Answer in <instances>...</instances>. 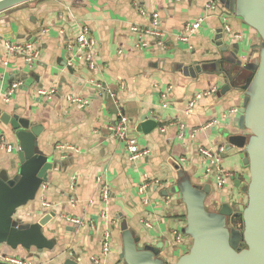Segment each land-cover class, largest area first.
Segmentation results:
<instances>
[{
    "label": "crops",
    "instance_id": "obj_1",
    "mask_svg": "<svg viewBox=\"0 0 264 264\" xmlns=\"http://www.w3.org/2000/svg\"><path fill=\"white\" fill-rule=\"evenodd\" d=\"M207 1L30 0L0 11V113L19 114L42 125L38 149L54 163L36 198L18 208L15 217L31 223L55 213L42 226L53 240L52 248L38 252L4 244L1 251L35 264H65L69 258L75 264H93L92 257L100 264H124L121 232L127 227L140 245L161 244L158 255L174 263L191 244L181 233L186 209L179 194H163L180 172L196 185L212 181L207 209L238 196L242 200L236 190L230 198L233 182L216 188L215 177L206 172L209 159L200 148L215 153L222 146V167L236 177L246 173L242 150L228 148L229 136L247 134L236 121L243 92H221L226 78L218 61L236 51L237 59L246 63L261 39L223 1L209 0L215 8L206 11ZM153 14L165 45H157L149 35L142 37L147 45H139L131 27L148 28ZM198 17H205L201 25L188 42L181 41L184 25ZM225 25L230 33L222 30ZM83 26L95 41L94 69L75 58L74 41ZM6 42L31 43L37 59L29 64L21 55L9 54ZM15 83L18 87L12 88ZM41 89L52 90L50 98L41 95ZM68 96L88 103L80 107ZM119 113L127 117L129 134L148 150L146 155L131 160L125 143L111 134L109 127ZM143 116L155 126L144 131ZM0 143L15 146L11 152L0 146V170L13 175L17 143L11 125L1 120ZM62 144L77 151L58 148ZM105 187L109 196L103 200ZM174 231L181 242L174 241ZM106 233L109 249L103 254Z\"/></svg>",
    "mask_w": 264,
    "mask_h": 264
},
{
    "label": "water",
    "instance_id": "obj_2",
    "mask_svg": "<svg viewBox=\"0 0 264 264\" xmlns=\"http://www.w3.org/2000/svg\"><path fill=\"white\" fill-rule=\"evenodd\" d=\"M27 1L30 0H0V11ZM221 1L261 39L259 48L246 63L237 59L236 51L224 54L218 61L226 78L221 92L231 88L243 92L236 121L238 128L247 134L229 136L228 148L234 146L242 150V162L247 167L249 179L241 193V203L238 197L210 210L205 205L210 185L193 184L189 176L179 173L175 185L164 190L163 194H179L186 209L181 232L191 238V244L173 264H264V0ZM221 49L226 53L228 46ZM225 64L231 66L226 67ZM244 71L248 74L245 75ZM0 120L9 123L14 132L18 164L13 175L8 169L0 170V245L6 244L11 249L21 246L26 250L33 247L38 252L50 249L53 240L44 235L42 226L55 215L54 212L31 223L15 217L18 208L34 199L47 180V171L54 165L38 149L37 137L43 126L7 112L0 113ZM142 120L144 131L155 126L152 119L143 116ZM15 163L13 161L10 165ZM232 182L239 188L242 180L234 176ZM139 241L140 238L130 229L122 227L120 259L124 264H169L158 255L161 244L140 245ZM0 264L9 263L0 261ZM65 264L75 262L69 258Z\"/></svg>",
    "mask_w": 264,
    "mask_h": 264
},
{
    "label": "built area",
    "instance_id": "obj_3",
    "mask_svg": "<svg viewBox=\"0 0 264 264\" xmlns=\"http://www.w3.org/2000/svg\"><path fill=\"white\" fill-rule=\"evenodd\" d=\"M206 11L214 9V3L211 1H207L205 4ZM205 17H198L194 22L187 23L184 25L181 33L179 35V39L181 41L188 42V36L196 31V29L201 25L202 20ZM131 30L138 34L139 45L146 46L147 42L142 41L143 35H149L154 38L156 44L159 46H164L165 42L163 40V33L159 28V20L157 14H153L150 20V26L146 29H141L139 26L134 25L131 27ZM225 32L230 33L231 29L228 25H225L222 29ZM240 37L239 35H234V38ZM74 45L76 47V54L75 58L79 61H83L90 69H94L96 65V50H95V41L91 38L88 34L87 27H81L78 36L75 38ZM5 48L9 54H18L24 57V60L31 64L33 63L38 57V51L33 48V45L29 42L25 43H5ZM2 62V57H0V63ZM68 64H71L69 61ZM97 87H101L100 83H97ZM18 84L15 83L12 85V88H17ZM12 90V89H11ZM39 93L43 96L49 97L52 90L41 89ZM113 94L111 93V96ZM197 97H200L197 95ZM67 99L72 102L78 104L80 107H85L88 103L86 99H82L79 96H68ZM194 103H190L187 111L190 112L192 110ZM238 109H232L231 112H237ZM111 130V134L113 137L117 138L118 140L125 143V147L130 153L129 158L131 160L136 159L138 157H142L148 153L147 149H141L137 143V140L134 136L129 134V124L128 119L125 115L119 113L118 118L116 121L109 127ZM1 148L5 149L7 152L13 151L15 146L9 143H0ZM58 148L66 149V150H73L77 151V149L70 145H59ZM224 152V148L221 146L217 152H212L206 148H200V153L209 159V165L207 167V173H212L215 177V186L217 189L221 190L225 186L229 185L232 182V177L234 175L227 171L221 165V154ZM64 157V156H63ZM101 196L103 200H106L109 196V189L107 187L103 188L101 192ZM43 205H45L43 203ZM71 221L75 224L80 223L79 219L73 218ZM148 224V223H147ZM174 241L176 243L181 242V236L179 235L178 231H174ZM109 234L106 233L104 236V244H103V254H106L109 249ZM0 261L11 263V264H35L32 260L24 257L14 256L7 254L0 250ZM93 264H100V260L97 257H92Z\"/></svg>",
    "mask_w": 264,
    "mask_h": 264
},
{
    "label": "rangeland",
    "instance_id": "obj_4",
    "mask_svg": "<svg viewBox=\"0 0 264 264\" xmlns=\"http://www.w3.org/2000/svg\"><path fill=\"white\" fill-rule=\"evenodd\" d=\"M238 60H240V59H238ZM245 75L246 74H248V71H244L243 72ZM245 166V165H244ZM245 169H246V173L245 174H237V177H240L241 178V180H242V183H241V185L239 186V188H236L235 186L234 187H232V188H230V189H232L231 191H230V194H231V196H230V198H232V194H233V192L236 190V191H238V192H240V194L242 193V191L246 188V185H247V182H248V179H249V177H248V170H247V167L245 166ZM233 173H234V171H233ZM235 174V173H234ZM186 176H188L187 174H186ZM208 184H212V181H208ZM210 195V193H206V196H207V198H208V196ZM239 197V196H238ZM36 198V196L34 197V199ZM207 198L205 199V201H207ZM34 199H32V200H34ZM31 200V201H32ZM231 202V201H230ZM229 202V203H230ZM207 205V204H206ZM182 233V235H184V236H188V235H185L184 233H183V231L181 232ZM189 237V236H188ZM1 245H4V244H1ZM1 245H0V249H1ZM8 247V246H7ZM177 260V259H176ZM169 264H173V263H169Z\"/></svg>",
    "mask_w": 264,
    "mask_h": 264
},
{
    "label": "flooded vegetation",
    "instance_id": "obj_5",
    "mask_svg": "<svg viewBox=\"0 0 264 264\" xmlns=\"http://www.w3.org/2000/svg\"><path fill=\"white\" fill-rule=\"evenodd\" d=\"M240 203H241V201H240ZM234 206H235V203H234V204H232V207H234ZM240 208H241V207H240ZM241 209H242V208H241ZM241 209H240V210H241Z\"/></svg>",
    "mask_w": 264,
    "mask_h": 264
}]
</instances>
